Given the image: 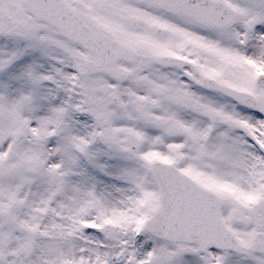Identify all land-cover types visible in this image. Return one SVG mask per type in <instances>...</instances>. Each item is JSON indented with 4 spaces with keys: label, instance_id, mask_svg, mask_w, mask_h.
Wrapping results in <instances>:
<instances>
[{
    "label": "snow or ice",
    "instance_id": "snow-or-ice-1",
    "mask_svg": "<svg viewBox=\"0 0 264 264\" xmlns=\"http://www.w3.org/2000/svg\"><path fill=\"white\" fill-rule=\"evenodd\" d=\"M0 264H264V0H0Z\"/></svg>",
    "mask_w": 264,
    "mask_h": 264
}]
</instances>
